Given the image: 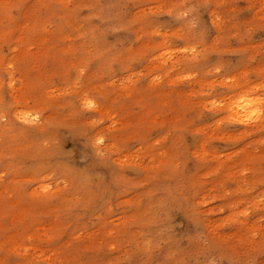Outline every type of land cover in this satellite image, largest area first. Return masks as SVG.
<instances>
[{
	"label": "rangeland",
	"instance_id": "374dc122",
	"mask_svg": "<svg viewBox=\"0 0 264 264\" xmlns=\"http://www.w3.org/2000/svg\"><path fill=\"white\" fill-rule=\"evenodd\" d=\"M261 99L264 0H0V264H264Z\"/></svg>",
	"mask_w": 264,
	"mask_h": 264
},
{
	"label": "snow or ice",
	"instance_id": "6c2138e0",
	"mask_svg": "<svg viewBox=\"0 0 264 264\" xmlns=\"http://www.w3.org/2000/svg\"><path fill=\"white\" fill-rule=\"evenodd\" d=\"M183 15H187V13H184ZM180 51H182L184 53H187L189 50L187 48H183ZM195 51H196L195 48H193L192 49V52L195 53ZM217 70H219V69H217ZM211 103H212V107L213 108L223 107V105H218L215 100H212ZM259 103L261 105H264V99H261L259 101ZM83 107L86 108V109H94V108H96V104L94 103L93 100L85 98L84 101H83ZM251 115L252 116H255L256 115V112L253 111ZM250 118L251 117H246V119H250ZM17 119H23L24 120V123H26V124H36L37 121H38V119H39V117L38 116H32L31 114H28L27 116L18 115L17 116ZM240 122L241 123H244L245 121L242 120ZM96 143L97 144H103V138L102 137L101 138H98L96 140ZM42 191L45 192V193L48 192L49 191V187L47 185H45L42 188Z\"/></svg>",
	"mask_w": 264,
	"mask_h": 264
},
{
	"label": "bare ground",
	"instance_id": "6f19581e",
	"mask_svg": "<svg viewBox=\"0 0 264 264\" xmlns=\"http://www.w3.org/2000/svg\"><path fill=\"white\" fill-rule=\"evenodd\" d=\"M239 104H241V103H239ZM244 104H246V103H244ZM244 104H243V105H244ZM237 105H238V104H237ZM241 105H242V104H241ZM239 107H240V105H239ZM245 107H246V105H245V106H241V108H243V109H244ZM234 109H235V108H234ZM236 109H237V108H236ZM239 109H240V108H238L237 110H239ZM243 109H242V110H243ZM248 109H249V108H248ZM245 111H246V110H245ZM242 113H243V112H242ZM238 114H239V112H238ZM238 114H237V115H238ZM239 116H240V115H239ZM245 116H246V115H245Z\"/></svg>",
	"mask_w": 264,
	"mask_h": 264
}]
</instances>
